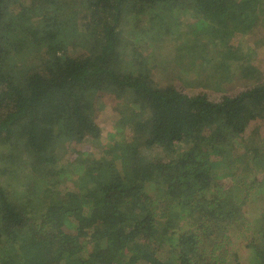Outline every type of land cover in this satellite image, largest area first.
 <instances>
[{
  "label": "trees",
  "instance_id": "trees-1",
  "mask_svg": "<svg viewBox=\"0 0 264 264\" xmlns=\"http://www.w3.org/2000/svg\"><path fill=\"white\" fill-rule=\"evenodd\" d=\"M259 23L264 0H0V145L31 176L27 191L0 186V264H264V72L232 45ZM147 41L173 52L152 67L158 88L130 65ZM217 62L246 88L211 100L175 86L204 87ZM107 82L127 149L103 147L87 102ZM64 137L94 149L71 190L53 169Z\"/></svg>",
  "mask_w": 264,
  "mask_h": 264
},
{
  "label": "rangeland",
  "instance_id": "rangeland-1",
  "mask_svg": "<svg viewBox=\"0 0 264 264\" xmlns=\"http://www.w3.org/2000/svg\"><path fill=\"white\" fill-rule=\"evenodd\" d=\"M263 20V19H262ZM188 23L183 22L181 31L185 32V26ZM242 38V39H241ZM261 38H264V23H259L255 28V31L251 34L238 36L237 39L233 40L234 48L239 50V54L237 55V60L244 62L245 60L252 61L253 65L261 66L264 72V45L260 43L261 48L257 46L255 50L254 44ZM245 40L247 44H243L242 40ZM263 45V46H262ZM138 55L136 56V62L132 63L130 61V65L133 69L135 75L141 77L142 79L149 82L152 86L158 88L161 86L160 84L166 83V77L163 76V72L159 68H154L152 70L153 65H161L162 63H168L173 57V52L171 51V46L169 44H164L163 47H157L156 44H150V41L142 43L140 45ZM81 50L77 52H73L72 54H81ZM154 53V55H153ZM235 67V66H234ZM131 69V68H130ZM233 69V71H232ZM207 83L204 87L192 88L186 84L187 81L176 80L175 86L180 90L185 91L188 94H199L200 92L206 93L209 95L211 100H217L223 95L234 96L239 92L243 91L246 88L243 82L238 75H236V71L234 68H231L230 65L214 63L207 70ZM185 78V76H183ZM187 80H192V76L187 78ZM264 82V81H263ZM90 92V91H89ZM118 92L114 86L111 84L103 83L101 85H97L96 88H93L90 92V96L88 97V103L92 106L91 115H93L94 122L101 129V144L105 148L113 147V149L120 146V149H127L128 144L121 143L117 138V120L119 119L118 115ZM84 101V100H83ZM259 125L260 133H263L264 127ZM252 132L247 134V137L251 135ZM66 138L64 137L63 140ZM64 144L67 145V153L64 155L63 160L55 166L53 169H56L57 172L61 168L64 171L63 177H67L62 181L61 188H67V190H71L73 187L76 188V180H78L79 173H77L71 164H76V161L81 159L84 155L87 156L91 154L93 156V151L91 152L90 145L86 143H79L74 139H66ZM112 149V150H113ZM184 149V146L181 147V150ZM18 149H13V147L2 146L0 145V186L6 188L9 192L12 191L14 193H19L23 190L25 186V190L29 186L24 185L29 183V179L31 178L28 173V169L26 166L29 164L28 157H22L17 151ZM143 154L149 159H160V158H168L166 154L161 149H146L142 148ZM91 152V153H89ZM102 153L98 151L97 156H100ZM13 159L10 160L9 156ZM80 156V157H79ZM95 156V157H97ZM16 157V159L14 158ZM19 157V158H18ZM197 168H202L200 165ZM253 173L263 175L264 173V165L262 163L253 164ZM54 172V170H52ZM66 175V176H65ZM242 179H239V183ZM230 182V180L223 181L222 184H226ZM236 183V184H239ZM51 183L45 181L43 186L46 189L51 188ZM250 187H253L254 184L250 183ZM236 195L231 198V202L235 199ZM65 231L70 233V231L65 228ZM217 251H221L220 245L216 248Z\"/></svg>",
  "mask_w": 264,
  "mask_h": 264
}]
</instances>
